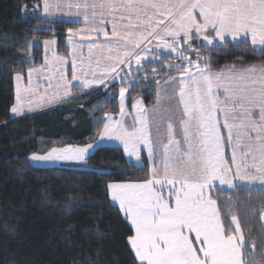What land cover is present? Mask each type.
Listing matches in <instances>:
<instances>
[{
    "label": "snow or ice",
    "instance_id": "1",
    "mask_svg": "<svg viewBox=\"0 0 264 264\" xmlns=\"http://www.w3.org/2000/svg\"><path fill=\"white\" fill-rule=\"evenodd\" d=\"M63 9H68V14H73L75 9V15H82L85 25L81 29H68L69 55L73 57L72 81L80 80L76 50L80 49L79 64L83 67L84 47L76 44L73 37L89 34L82 39L89 41V65L92 67L93 61L95 65L93 78L83 79L80 87L103 84L109 73L123 83L125 78L119 76L117 68L124 65L131 71L133 60L137 66L135 71L147 73L143 61L152 51L147 45L153 39L159 41L157 49H170L180 60L187 61L186 65L167 66L181 73L178 91L174 92L181 110L178 121L171 118L170 107H163L158 87L156 104L151 110L159 115L157 139H153L148 110L142 107L141 101L133 104L137 111L131 130L122 121L107 117L109 122L100 132L102 138L119 140L124 151L137 160L141 144L148 153L149 179L140 183L107 184L111 199L118 202L132 226L128 243L136 260L139 264H252L256 242L250 244L245 238L239 215H245L249 224H255L258 216L259 229L264 235V64L239 68L233 64L227 70L212 72L185 56L184 50L177 51V47L187 45L191 49L190 41L196 38L207 46L227 44L228 37L239 44L244 42L243 37L250 39L253 51L264 53V0H43L45 15ZM109 24L110 35L106 30ZM91 33L97 37L103 34L105 40L93 42ZM4 40L7 45L8 37ZM56 43L44 41L46 51ZM160 55L154 52L152 61ZM53 59L58 65L66 61V57L55 53ZM102 62H107V66L97 76ZM194 66L195 75L190 71ZM44 67H48L47 58ZM40 71L28 69L27 88L20 86L22 74L14 73L17 87L13 113L23 110L22 93L32 91V74ZM152 72L156 74V68ZM61 78L65 80L66 91H70L71 81L63 73ZM170 80L176 81V78L170 77ZM126 91L127 88L121 87L122 114ZM28 106L31 110V101ZM165 123L166 141L160 138V126ZM178 132L182 133V140ZM93 147L89 144L53 148L44 155L33 153L28 157L29 166L57 160L85 161ZM227 149L232 152L231 164L225 160ZM158 162L162 168L157 166ZM216 181L227 190H235L224 201L231 212V224L227 226L222 223L219 197L213 199L210 195L217 190ZM257 186L260 191L257 200H234L240 192L252 193ZM256 203L259 209L254 207ZM260 251L264 255V246ZM258 264H264V258Z\"/></svg>",
    "mask_w": 264,
    "mask_h": 264
},
{
    "label": "trees",
    "instance_id": "2",
    "mask_svg": "<svg viewBox=\"0 0 264 264\" xmlns=\"http://www.w3.org/2000/svg\"><path fill=\"white\" fill-rule=\"evenodd\" d=\"M74 26L44 20L41 0H0V264H137L128 245L132 229L111 204L107 184L147 180L146 165L135 166L121 148L112 145L95 148L84 169L29 166L28 156L95 141L104 114L118 112L120 84L128 89V107L136 97L151 105L158 83L178 72L167 66L186 65L187 61L162 54L143 65L147 73L130 71L123 83L89 91L73 89L67 101L11 117L14 73L23 74L41 63L43 39L56 38L58 53L66 55L65 34ZM190 44L194 50L183 49L185 56L209 70L264 64V53L253 51L247 41L205 46L194 39ZM216 189L210 194L213 199L219 197L222 223L227 226L231 212L224 201L235 190ZM259 196V189L243 191L234 200H257ZM254 207L259 209V203ZM239 219L245 238L250 244L256 242L252 264H258L264 258L258 216L255 224H249L243 214Z\"/></svg>",
    "mask_w": 264,
    "mask_h": 264
},
{
    "label": "crops",
    "instance_id": "3",
    "mask_svg": "<svg viewBox=\"0 0 264 264\" xmlns=\"http://www.w3.org/2000/svg\"><path fill=\"white\" fill-rule=\"evenodd\" d=\"M75 11L76 10L73 9L72 10L73 14H68L69 10L63 9L62 11H56V12L52 13L51 15H45V13L43 11V0H41V16L44 20H47V21H65V22L73 23L75 26L72 27V29L84 28L85 25L83 23L82 15L81 16L75 15ZM106 30L110 35L111 31H112L110 24L107 25ZM87 35H89V34L88 33H82L81 35L73 37V41L76 44H83L84 45L83 57H82L83 67H80V64H79L80 49L76 50L77 51V57H78L77 72H78V75L80 76V80H76V81H72V59H73V57L69 55L71 48L68 44V39H69L68 30L65 34V39H64V43L66 46V55H61L58 53L57 43L55 45L49 46V50L46 51L44 41L55 40L57 42L56 38H47V39H43L40 41L41 48H42V60H41V63L39 65L34 66L32 68L41 69V71L40 72H34L32 74V77H31L32 91L27 92V93H22V102L24 104L23 110L19 114H15L10 109V116L11 117H17V116H20L23 114H28V113H31V112H34V111L55 105L57 103L67 101L73 97V95H74L73 89H82L84 91H89V90H93V89L102 87L105 84L110 85L112 83H116V82L121 81L120 78H113L114 74L109 73L108 78H106L104 80L103 84L93 83L88 88H83V87L79 86L83 79L87 78V79L91 80L93 78L92 77V67L95 66L94 61H93L92 67H90V65H89V60H88L89 52H88V47H87V44L89 41L87 39H82V36H87ZM91 37H92L93 42H103L105 40V37L103 36V34H101V35H99V37H97V35L95 33H91ZM199 40L202 44L206 45V42H204L202 39H199ZM227 40H228V42H233L231 37H228ZM241 40L247 41L251 45L250 39H245V38L241 37ZM158 42L159 41H157L156 39H153L152 43L147 45L148 49H151L152 51L148 52L147 59L143 61V65L145 63L153 62L152 57H153L154 52H159V53H161V55L162 54L164 55V53L166 51H171L170 49H164V48L157 49L156 44ZM181 46L182 45H178L177 51L181 50V48H182ZM54 53L56 56L66 57L65 63L58 65L53 59ZM96 54L100 55L99 52H97ZM46 58L48 61V67H44L45 62H46ZM104 66H107V62H102L101 68L96 71L97 76L101 75L102 68ZM136 67L137 66L135 64V61L133 60L131 71H135L134 69ZM221 70H227V68H224ZM221 70H210V71L218 72ZM190 71L192 72L193 75H195L196 74V67H192ZM117 72L119 73L120 77H124L125 73L126 74L129 73L130 70L126 66L121 65L120 67L117 68ZM61 73H63L64 77H66L68 81H71V85H77V86L72 87L71 85H69L70 91H66L65 87L63 86L65 83V80L61 78ZM180 76H181V73L176 72V73H173V74L166 76L161 82H159L157 87H156L155 101L151 105H145L142 98L136 97L130 102V106L128 107L127 106V91H126V96L124 99L125 112L123 114L121 113V110H120V99L118 98V94L120 93L121 87L126 88V86L123 84H120L118 86V93H117L118 112L115 114H112V113L104 114V123L102 125L100 132L102 131L104 124L109 122L107 117H112L113 121H122L123 124L129 130H131L132 127L134 126V123L136 120V111H137L136 109L133 108V104H135L136 101H141L142 107L144 109L148 110V118H149V122L151 124L153 139L154 140L157 139L158 137L156 135V127L160 123L159 115L154 114L151 110L153 109L154 105L156 104V96H157L158 87H159L161 96L163 97L162 102H161L163 107H170L171 108V113H170L171 118L173 119L174 122H176L179 120L181 110H180L179 105H178V96H176L174 94V92L178 91V82H179ZM170 77H175L176 81L170 80ZM28 81H29L28 70H26V72H24L22 74V80L20 82V86L22 88L29 87ZM43 84H46V86L42 87ZM13 85H14V103H13V105H14V104H16V87H17V82L14 80V78H13ZM166 86H167V94H165V87ZM29 101H31V103H32L31 110H29V106H28ZM100 132H99L96 140L93 142L82 144L81 146L65 145L63 148L85 147L86 145L93 144L94 147L92 149H89V153L86 155V158H87V156L89 154H91L94 151V149L99 147V146H104V145L117 146V147L122 149V152H123L125 158L128 161H130L132 164H134L135 166L146 165L148 169L151 167V165L149 163V159H148L147 150L144 149V146L142 144L140 145V149H141L140 159L137 160V158L135 156H130L124 151L123 144L119 140H116L114 138L110 139L106 136L102 138L100 136ZM160 138H163L165 141L167 139V137H166V123L160 126ZM178 138L181 140L183 139L182 133L178 132ZM51 150L52 149H50L49 151H51ZM48 152H46V154ZM86 158H85V161H80L77 164H75L74 161L73 162L64 161L60 165L59 164L57 165V164H53V161H50V162H46L43 164L38 163V164H32V165L37 166V167H66V168L81 169L82 167H87L86 166ZM225 160L227 161L228 164H231V161H232L231 149L226 150ZM157 166L162 168V164H160L159 162H158ZM148 175H149V171H148ZM149 178H150V175L148 176V179ZM140 182H143V181H126V182H110V183H140ZM215 188H218V189L223 188L226 191H230V190L226 189V186H221L219 184V181L215 182ZM256 189H259V186H257ZM166 194H167V189H165V195ZM108 197H109L111 204L114 205L119 210L121 215L125 218L124 214L120 210L118 202L113 201L111 199L109 193H108ZM127 222L129 223V225L132 229L130 222L128 220H127ZM234 227L235 226L232 225L233 229H234ZM132 234H133V230H132ZM128 245L131 249V246L129 243H128ZM132 253L134 255L133 251H132ZM134 258H135V255H134ZM135 260H136V258H135ZM136 263L139 264V261L136 260Z\"/></svg>",
    "mask_w": 264,
    "mask_h": 264
},
{
    "label": "rangeland",
    "instance_id": "4",
    "mask_svg": "<svg viewBox=\"0 0 264 264\" xmlns=\"http://www.w3.org/2000/svg\"><path fill=\"white\" fill-rule=\"evenodd\" d=\"M196 41H197V45H201L202 43L200 42V40L198 39V38H196ZM202 45H205V44H202ZM205 46H207V45H205ZM182 48H181V50H183V49H185V48H188V46L187 45H182L181 46ZM189 49V48H188ZM192 49V51L194 50V48L192 47L191 48ZM190 49V50H191ZM180 51V50H179ZM164 55H173V56H177L176 55V53L175 52H172V51H166L165 53H164ZM184 55H185V53H184ZM146 64V63H145ZM176 65H178V64H176ZM173 66H175V65H173ZM136 69V68H135ZM134 69V70H135ZM46 86V84H43L42 85V87H45ZM125 96H126V93H125ZM118 98L120 99V93L118 94ZM77 146H81V144H78ZM64 146H61V147H53V148H56V149H64L63 148ZM53 148H51V149H53ZM49 151V150H48ZM47 151V152H48ZM50 152V151H49ZM31 154H33V153H31ZM31 154H29V156L28 157H30V155ZM36 154H39V155H44V154H46V152L45 153H36ZM30 162V161H29ZM62 162H64V161H59V160H57V161H53V164H61ZM70 162H73V161H70ZM75 162V164H77L78 162L77 161H74ZM31 163V162H30ZM33 164H38V163H33ZM39 164H43V163H39ZM51 164V163H50ZM82 167V166H81ZM84 168H86V167H82L81 169H84ZM231 223V222H230Z\"/></svg>",
    "mask_w": 264,
    "mask_h": 264
}]
</instances>
